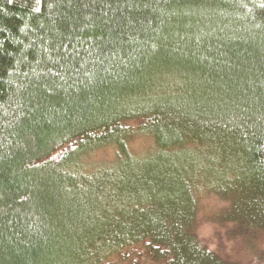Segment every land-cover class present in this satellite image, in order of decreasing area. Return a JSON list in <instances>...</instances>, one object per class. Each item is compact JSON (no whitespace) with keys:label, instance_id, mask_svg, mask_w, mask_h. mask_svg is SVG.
<instances>
[{"label":"trees","instance_id":"16d2710c","mask_svg":"<svg viewBox=\"0 0 264 264\" xmlns=\"http://www.w3.org/2000/svg\"><path fill=\"white\" fill-rule=\"evenodd\" d=\"M210 197L264 229V0H0V264H236Z\"/></svg>","mask_w":264,"mask_h":264},{"label":"rangeland","instance_id":"374dc122","mask_svg":"<svg viewBox=\"0 0 264 264\" xmlns=\"http://www.w3.org/2000/svg\"><path fill=\"white\" fill-rule=\"evenodd\" d=\"M154 144L151 136L138 135L130 142L137 154L149 151ZM115 147H106L90 157L91 161L112 160ZM227 210L224 201L214 197L202 201L196 230L199 241L227 261L236 264H264V229L247 230L232 222H222Z\"/></svg>","mask_w":264,"mask_h":264}]
</instances>
